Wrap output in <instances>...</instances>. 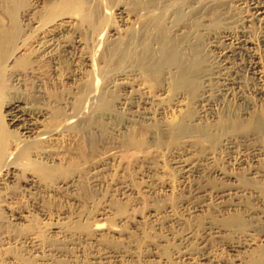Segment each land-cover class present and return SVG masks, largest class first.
I'll use <instances>...</instances> for the list:
<instances>
[{"label":"rangeland","instance_id":"374dc122","mask_svg":"<svg viewBox=\"0 0 264 264\" xmlns=\"http://www.w3.org/2000/svg\"><path fill=\"white\" fill-rule=\"evenodd\" d=\"M46 1L29 0V15ZM190 1L171 32L187 33L186 45L202 41L197 95L115 77L108 89L127 102L113 103L106 135L95 132L91 144L76 131L57 136L50 150L65 173L3 202L0 264H202L206 256L254 264L264 246V129L249 123L264 114V21L252 16V0ZM109 15L121 23L117 11ZM187 111L191 128L170 134ZM15 208L26 221L11 219ZM232 243L242 246L238 252Z\"/></svg>","mask_w":264,"mask_h":264},{"label":"bare ground","instance_id":"6f19581e","mask_svg":"<svg viewBox=\"0 0 264 264\" xmlns=\"http://www.w3.org/2000/svg\"><path fill=\"white\" fill-rule=\"evenodd\" d=\"M190 2L47 0L43 12L34 16L29 15V0H0L1 209L20 191L31 194L30 189L38 190L40 181L65 173L60 169V158L50 150L57 136L76 131L91 144L96 139L95 132L106 135L104 120L113 103L118 107L127 102L124 95L117 100L112 96L115 82L111 81L115 77L136 75L167 93L197 95L205 72L202 41L197 38L186 45L190 41L187 33L177 37L171 32L186 18ZM112 10L121 18L119 25L110 22ZM251 11L255 19L264 21V0H252ZM104 29L110 35L106 36ZM256 67L257 64L253 68ZM47 75L55 86L52 94L44 90ZM109 83L113 84L110 90ZM190 116L187 111L168 127V132L180 135L191 128L187 123ZM98 117L100 121L96 123ZM153 126L155 130L159 127L155 122ZM249 127L263 130L264 114L252 119ZM179 167L182 172L190 170L186 164ZM11 182L17 184V192L11 190V184L7 187ZM38 204L35 201L31 206L39 209ZM23 212V208H15L11 219L26 221ZM230 245L233 252L242 247L238 243ZM260 246L254 264H264V246ZM203 259L202 264H219L207 256Z\"/></svg>","mask_w":264,"mask_h":264}]
</instances>
